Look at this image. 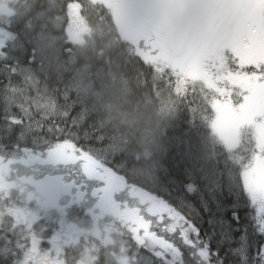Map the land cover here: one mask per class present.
<instances>
[{"label": "trees", "instance_id": "16d2710c", "mask_svg": "<svg viewBox=\"0 0 264 264\" xmlns=\"http://www.w3.org/2000/svg\"><path fill=\"white\" fill-rule=\"evenodd\" d=\"M73 2L88 27L81 42L69 38ZM123 15L102 0H0V264H21L33 233L28 264H264L255 205L241 199L240 224L224 220L251 144L224 147L210 124L214 90L189 79L178 94L167 66L144 57L154 71L121 36ZM63 148L72 162L47 159ZM168 205L200 229L194 245L167 227ZM141 217L179 254L140 243Z\"/></svg>", "mask_w": 264, "mask_h": 264}, {"label": "snow or ice", "instance_id": "6c2138e0", "mask_svg": "<svg viewBox=\"0 0 264 264\" xmlns=\"http://www.w3.org/2000/svg\"><path fill=\"white\" fill-rule=\"evenodd\" d=\"M118 6L130 22L142 25L150 34L147 47L153 57H165L167 71L176 77L178 94L186 91L189 79L207 75L214 65L206 45L211 46L214 56L221 58L232 86L217 88L209 101L211 127L228 151L240 149L246 142L251 144L250 154L238 161L234 179L229 181L231 202L223 207L224 220L240 224L241 211L235 212L233 205L243 199L256 206L257 231L264 234V183L260 180L264 173V55L259 54L264 51V0H120ZM137 55L154 71L158 70L157 64L144 59L139 52ZM167 207L171 218L167 227L172 231L179 228L185 242L194 245L188 234L191 231L198 235L200 229L173 206ZM9 211L16 215L15 210ZM17 219L19 222L20 217ZM140 219L144 233L139 234L136 226L132 228L140 243L147 237L173 256L179 254L171 241L150 230V220ZM38 251L39 237L33 233L31 247L21 264H28ZM198 251L209 260L207 245ZM258 254L264 256V246Z\"/></svg>", "mask_w": 264, "mask_h": 264}, {"label": "rangeland", "instance_id": "374dc122", "mask_svg": "<svg viewBox=\"0 0 264 264\" xmlns=\"http://www.w3.org/2000/svg\"><path fill=\"white\" fill-rule=\"evenodd\" d=\"M102 1L108 4L111 7V9L114 10V12H117L118 7H119L118 1H115V2L107 1V0H102ZM1 10L7 13L11 12V8L9 7V5H5ZM117 24H118L121 36L125 40L130 42L137 52H139L145 58H148L151 61L158 63L159 65L167 66L165 57H153L152 56L150 48L147 47L150 41L148 42L145 37L146 35L145 29H143L139 35V33L133 28V26L131 25V22L127 19L125 14L122 16L120 20L117 19ZM87 30H88V27L86 26L81 16V13L79 10V4L77 2H73L71 4V24L69 27V38L74 42H81L83 41L84 35L87 32ZM259 54L263 55L264 51H261ZM210 58L214 59L213 56H211ZM214 61L215 63L213 66H211L208 69L207 75H198L197 77L191 78V79L202 81L206 85L210 86V88H212L216 94L217 88L231 87L232 81H230L229 77L226 75V70H225V67L223 65L221 58L219 57L217 59H214ZM181 71L183 72V70ZM236 79L237 81L239 80V78H236ZM240 87H243V85H240ZM214 132L219 137L218 133L216 131ZM72 156H73L72 152H70L66 148H63L62 150H58L55 155L48 157L47 159L48 160L52 159L53 161H57V162H63V159H64L65 162L69 163V162H72ZM81 163L89 177L98 178V177L103 176L102 173L99 170H97V168L94 165L90 164L89 162L82 161ZM260 180H261V183H264V173L261 174ZM95 232L98 233L99 231L96 229Z\"/></svg>", "mask_w": 264, "mask_h": 264}, {"label": "flooded vegetation", "instance_id": "af4514ba", "mask_svg": "<svg viewBox=\"0 0 264 264\" xmlns=\"http://www.w3.org/2000/svg\"><path fill=\"white\" fill-rule=\"evenodd\" d=\"M119 1H120V0H119ZM206 46H207V48H209L210 45H206ZM210 48H211V47H210Z\"/></svg>", "mask_w": 264, "mask_h": 264}]
</instances>
